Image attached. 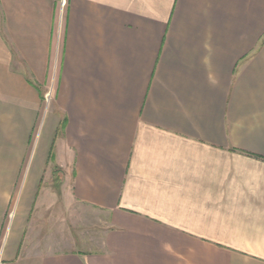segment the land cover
I'll return each instance as SVG.
<instances>
[{"label": "crops", "instance_id": "obj_1", "mask_svg": "<svg viewBox=\"0 0 264 264\" xmlns=\"http://www.w3.org/2000/svg\"><path fill=\"white\" fill-rule=\"evenodd\" d=\"M66 2L0 0V264H264V0Z\"/></svg>", "mask_w": 264, "mask_h": 264}, {"label": "rangeland", "instance_id": "obj_2", "mask_svg": "<svg viewBox=\"0 0 264 264\" xmlns=\"http://www.w3.org/2000/svg\"><path fill=\"white\" fill-rule=\"evenodd\" d=\"M66 0H61V10L64 12V8L66 7ZM64 22V20H63ZM46 99L50 102L53 101L55 91L53 89L47 91ZM71 232L73 233V237L79 243V247H83L82 249H87L92 252H97L101 247L97 241L102 239V232L101 224L98 220L93 219V222L90 223L89 221L83 220L79 217L77 227L71 226Z\"/></svg>", "mask_w": 264, "mask_h": 264}, {"label": "built area", "instance_id": "obj_3", "mask_svg": "<svg viewBox=\"0 0 264 264\" xmlns=\"http://www.w3.org/2000/svg\"><path fill=\"white\" fill-rule=\"evenodd\" d=\"M48 103H49V101H48Z\"/></svg>", "mask_w": 264, "mask_h": 264}]
</instances>
